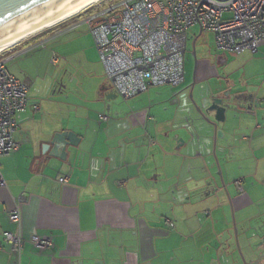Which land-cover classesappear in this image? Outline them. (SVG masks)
I'll use <instances>...</instances> for the list:
<instances>
[{"label": "crops", "instance_id": "crops-1", "mask_svg": "<svg viewBox=\"0 0 264 264\" xmlns=\"http://www.w3.org/2000/svg\"><path fill=\"white\" fill-rule=\"evenodd\" d=\"M54 27L8 49L7 69L27 84L28 103L13 134L19 149L0 157V264H239L235 238L248 264H264V42L237 72L226 52L195 48L196 82L215 84L203 99L234 104L214 138L197 112L187 130L184 107L172 109L185 89L122 100L87 28ZM189 32L194 46L208 33ZM34 41L47 48L22 53ZM62 132L77 141L64 159L45 148ZM16 208L19 224L8 219ZM8 231L24 238L20 253L2 240ZM33 234L53 246L36 248Z\"/></svg>", "mask_w": 264, "mask_h": 264}, {"label": "built area", "instance_id": "built-area-1", "mask_svg": "<svg viewBox=\"0 0 264 264\" xmlns=\"http://www.w3.org/2000/svg\"><path fill=\"white\" fill-rule=\"evenodd\" d=\"M61 25L63 31L87 28L109 85L122 100H129L152 87L183 83L187 32L192 27L211 33L219 51L257 54L264 42V0H102ZM43 44L34 41L22 53ZM12 57L0 56V157L19 149L13 134L17 116L28 103L27 84L7 69ZM50 62L56 64L55 54ZM32 109L38 110V105ZM66 180L59 178L61 183ZM234 185L242 190L239 180ZM20 218L18 208L8 214L13 223L19 224ZM2 240L17 253L25 241L20 231L4 232ZM28 241L39 249L53 246L48 236L33 234Z\"/></svg>", "mask_w": 264, "mask_h": 264}, {"label": "water", "instance_id": "water-1", "mask_svg": "<svg viewBox=\"0 0 264 264\" xmlns=\"http://www.w3.org/2000/svg\"><path fill=\"white\" fill-rule=\"evenodd\" d=\"M87 1L89 0H0V42L25 31L30 25L48 15L51 18L47 22L73 11ZM192 47L193 54L195 55L194 43ZM195 84V81L190 84L188 98L196 107V112L201 120L213 127L214 138L222 137V135L219 134L220 132L217 129V125L218 123L225 122L226 113L234 109V104L219 98H214L210 101L204 98L201 107H199L195 104L196 102L193 97ZM184 100L183 105L186 106L187 100L186 98ZM187 113L189 114V109H187ZM212 113L214 115L213 120L210 118V114ZM194 122L195 118L191 116V118L187 120L186 129H196L197 127L194 126ZM74 137L75 134L72 132L55 134L51 141L46 144L45 148L52 146L51 153L64 159L66 155V146H75L77 144ZM215 140L216 139H214L213 153L215 152ZM234 233L235 235L237 233L235 227ZM261 258H264V253L261 254ZM261 258H259V260ZM242 262L243 264H248L243 256Z\"/></svg>", "mask_w": 264, "mask_h": 264}, {"label": "rangeland", "instance_id": "rangeland-1", "mask_svg": "<svg viewBox=\"0 0 264 264\" xmlns=\"http://www.w3.org/2000/svg\"><path fill=\"white\" fill-rule=\"evenodd\" d=\"M73 18H75V17H73ZM73 18H71L69 20H66L65 22L71 21ZM65 22H63V23H65ZM63 23H61V24H63ZM53 28H55V27H53ZM53 28L51 27V29L48 28V30L46 29V31L44 30V32L42 31V32H40L38 34H35L34 36L30 37L27 40L28 41L38 40V37L46 35L47 32H51V30ZM80 30H85V29H83V27H82ZM192 38H193L192 32H189L188 31L187 32L186 53H185V60H184V81H183V83L181 85L177 86V87H171V86L170 87L169 86H166L165 87L167 89H174V88H176V90L185 89V91L187 92V93H185V98L187 100V105L186 106H184V105L182 106L183 99L181 97L175 98L176 99L175 100L176 102L172 106L173 107L172 109L175 110V106L178 109L180 107H184L183 110H182L183 111L182 113H183V115H185V117H186L185 119H187V120L191 118V114L192 113L193 114L196 113V107L193 105L192 101L188 98L189 85L193 81H195L196 84L194 86L195 88H194V91H193V97H194L195 102H196L195 104L198 105L199 107H201V105H202L203 97H205L206 94H207V92L210 90V86H214L215 85L213 83V81H212L213 79H211V81L209 80V83L201 82L202 83L201 84V83H197L196 82V76H195L196 75V70L195 69H196V60H197V57H196V55L193 54ZM45 48H47V46L46 47H43V46L42 47H38V48L30 51L29 53L36 52L38 50L39 51L40 50H44ZM195 48H196V54H197V56H200L201 49H204L206 52H208L210 54H211V52L214 53V51H212L215 48L214 47V44H213V38H212V36L210 34H208V33L203 34V36L200 37L196 41ZM8 51L9 50L0 53V56H7L8 55ZM225 54H227V58L229 60L228 67H230V69H232V71H235V72H237L239 70V68L241 66H243L244 63H245V61H247L249 58H251V57H256L257 58L258 57L257 55H250V54H246V55H243V56H240V57H235L237 55L232 54V53H225ZM49 64H50L49 69L50 70H54L55 69V67H54L55 65L51 64L50 60H49ZM258 68H260L259 69L260 72H262L264 74V63H263L262 66H258ZM73 83H77V81H74ZM198 95H200L199 100L196 99ZM115 102L117 104L119 102L122 106H125L123 104V102L120 99H118V98H117V100H115ZM167 104H171V102H168L167 101L166 102V105ZM160 106H163V105H160ZM158 107L159 106H157V105H153L152 110H153V108H154L155 111L160 110ZM187 109H189V114L187 113ZM150 116L151 117H157L154 114H152V112H151V115ZM231 219H234L233 214L231 215ZM235 244H236V248H237V245H238V248H239V251H238V248H237V251H238L237 253H239V264H243V262H242V256H241L242 255V251H241L240 245L238 244V240H236V238H235Z\"/></svg>", "mask_w": 264, "mask_h": 264}, {"label": "bare ground", "instance_id": "bare-ground-1", "mask_svg": "<svg viewBox=\"0 0 264 264\" xmlns=\"http://www.w3.org/2000/svg\"><path fill=\"white\" fill-rule=\"evenodd\" d=\"M102 0H89L82 4L81 6L77 7L73 11L60 16L54 20H51L47 22L51 17L48 15L45 18L39 20L38 22L33 23L30 25L25 31L8 38L6 40H3L0 42V53L5 52L9 48L29 39L30 37L34 36L35 34H38L48 28L54 27L57 24L63 23L66 20H69L78 14H81L82 12L86 11L91 6H94L95 4L101 2ZM47 22V23H46Z\"/></svg>", "mask_w": 264, "mask_h": 264}]
</instances>
